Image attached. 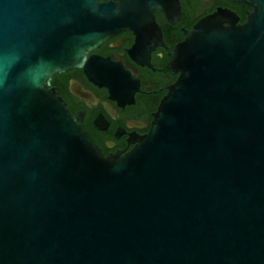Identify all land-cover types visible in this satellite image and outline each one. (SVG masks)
I'll use <instances>...</instances> for the list:
<instances>
[{
	"label": "water",
	"instance_id": "95a60500",
	"mask_svg": "<svg viewBox=\"0 0 264 264\" xmlns=\"http://www.w3.org/2000/svg\"><path fill=\"white\" fill-rule=\"evenodd\" d=\"M218 6L173 48L179 73L128 152L105 155L51 85L82 68L133 102L122 30L162 44L180 0H0V264H264V0Z\"/></svg>",
	"mask_w": 264,
	"mask_h": 264
},
{
	"label": "flooded vegetation",
	"instance_id": "af4514ba",
	"mask_svg": "<svg viewBox=\"0 0 264 264\" xmlns=\"http://www.w3.org/2000/svg\"><path fill=\"white\" fill-rule=\"evenodd\" d=\"M216 2L201 0L191 25L212 12L215 8L209 9ZM154 15L162 31V44L156 45L147 57L143 53L131 54L136 38L129 30L119 31L89 53L119 62L129 71L137 83L132 103L113 99L109 89L91 81L82 68L57 73L51 79L57 94L64 99L82 129L105 155L130 151L136 144L135 139L149 131L153 113L179 75L171 69L170 61L173 48L183 40H177V25L183 13L174 22L169 21L159 9L154 11Z\"/></svg>",
	"mask_w": 264,
	"mask_h": 264
},
{
	"label": "trees",
	"instance_id": "16d2710c",
	"mask_svg": "<svg viewBox=\"0 0 264 264\" xmlns=\"http://www.w3.org/2000/svg\"><path fill=\"white\" fill-rule=\"evenodd\" d=\"M201 0H183V7H182V13L183 17L180 21V23L177 25V40L183 39L184 35L181 30V27L184 26L186 28L192 26V22L196 16L194 15V12L197 8H199ZM217 5L228 7L236 11L238 16L240 17V22H243L245 20V14L248 10V6L236 2H232L231 0H217L214 7H211L209 10H213L216 8Z\"/></svg>",
	"mask_w": 264,
	"mask_h": 264
}]
</instances>
